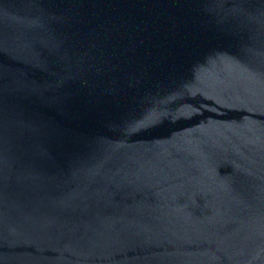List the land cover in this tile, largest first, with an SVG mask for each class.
Listing matches in <instances>:
<instances>
[{
    "label": "water",
    "instance_id": "1",
    "mask_svg": "<svg viewBox=\"0 0 264 264\" xmlns=\"http://www.w3.org/2000/svg\"><path fill=\"white\" fill-rule=\"evenodd\" d=\"M0 264H264V0H0Z\"/></svg>",
    "mask_w": 264,
    "mask_h": 264
}]
</instances>
